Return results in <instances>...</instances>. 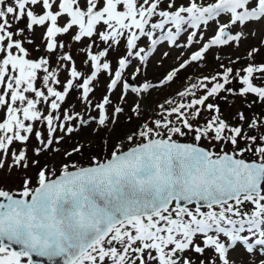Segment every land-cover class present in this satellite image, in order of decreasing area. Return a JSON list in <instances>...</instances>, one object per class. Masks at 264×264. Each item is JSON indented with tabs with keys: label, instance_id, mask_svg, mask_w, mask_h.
Returning <instances> with one entry per match:
<instances>
[{
	"label": "snow or ice",
	"instance_id": "snow-or-ice-1",
	"mask_svg": "<svg viewBox=\"0 0 264 264\" xmlns=\"http://www.w3.org/2000/svg\"><path fill=\"white\" fill-rule=\"evenodd\" d=\"M250 26L264 0H0V173L18 180L0 185V264H264V63L221 61L154 116L140 102ZM165 44L196 50L153 82ZM230 99L242 107L226 116ZM121 116L141 123L86 164L71 159L79 144L59 167L41 159Z\"/></svg>",
	"mask_w": 264,
	"mask_h": 264
},
{
	"label": "rangeland",
	"instance_id": "rangeland-1",
	"mask_svg": "<svg viewBox=\"0 0 264 264\" xmlns=\"http://www.w3.org/2000/svg\"><path fill=\"white\" fill-rule=\"evenodd\" d=\"M254 28L255 35H248L245 39H243L238 47H224V48H213L208 54L207 59L205 61L199 63H193L191 66L187 67L180 71L178 77L175 79L174 83H171L167 87H163L151 92L150 95H146L140 102L145 110V117L154 116L155 112L158 111L157 105L163 104L166 99H179L176 96L178 91L183 90L189 83L195 82L197 78L202 76H211L216 72L221 71L219 65L221 61H223L226 66L234 67L236 69H241L247 66L249 63H264V45H261V40H264V26H250ZM42 29H37L36 43H40ZM211 34V33H209ZM62 40H66L67 36L61 37ZM184 41L182 40L181 43ZM85 44L88 43L87 40L84 41ZM27 46V45H26ZM83 45L72 42L69 46L70 51L74 54L77 52L79 47ZM259 48V54L256 55L255 60H251L248 58V52L252 48ZM159 52L154 55L151 59V63L146 66L147 78L153 82L159 80L167 71L171 68L178 66L180 60L177 57H180L181 51H184L185 57L190 54V51L196 50L195 47L187 50V49H175L169 48L166 44L161 47L158 46ZM164 51H168L170 53L169 58L163 59L162 64H158L157 61L161 60V53ZM43 53L33 52V58H37L39 55ZM219 56L221 59H216ZM237 58L239 60L237 61ZM83 60V57H79L77 63ZM237 61L234 65L229 63V61ZM66 73H62L60 75V79L63 80L65 78ZM143 79V77H142ZM233 87L238 88L239 84H234ZM101 96V91L97 90L95 99H99ZM136 98L133 96L128 97V106H131ZM253 99L251 96L249 100ZM239 103L236 102L235 104ZM72 104L77 107L79 110V103L76 99V95L74 94L72 97ZM233 102L229 101V103H222V106L225 105V110L227 111ZM238 105V104H237ZM261 109L264 110V105H259ZM225 112V111H224ZM95 113H93L94 115ZM2 115V113H0ZM126 115H131V113H126ZM209 117V114L205 112L201 119H206ZM141 120H137L135 117L131 122L126 121L125 116L120 117V121L115 125V130L112 131V126L109 125V130H100L94 131L95 125L92 126H83L82 128H77L76 132L73 134L66 136L62 145H60L59 153H47L45 157H42V160H45L49 163V166H57L63 162H66V159L63 156V152L65 150L70 151L77 144L84 146V152H95L98 153L102 148H105L106 145L115 144L118 140L123 139L129 132H131ZM41 127H43L41 125ZM60 135V133H57ZM79 155L74 154L71 159L77 161L81 164H86L87 161L82 160L78 161L75 159ZM35 170L32 169L29 171V175L34 177ZM0 185L16 188L18 187V180H13L12 178H6L4 173H0Z\"/></svg>",
	"mask_w": 264,
	"mask_h": 264
},
{
	"label": "trees",
	"instance_id": "trees-1",
	"mask_svg": "<svg viewBox=\"0 0 264 264\" xmlns=\"http://www.w3.org/2000/svg\"><path fill=\"white\" fill-rule=\"evenodd\" d=\"M237 102H238V101H237ZM222 103H223V102H220V105H221V108L223 109V111H225L224 113H225L226 116H229L231 113H234L235 111H237L238 108L242 107V105H241L240 103H237L238 105L235 104V103H233V104L230 106V108L226 111V110H225V105L222 106ZM262 111H264V110L261 109L259 105L254 106V108H253V110H252L253 113H260V112H262ZM249 114L251 115L252 113H249ZM93 153H95V152H88V151H86L85 153H83V155H79V156L75 157V159L78 160V161L85 160V161L88 162L89 157H90Z\"/></svg>",
	"mask_w": 264,
	"mask_h": 264
}]
</instances>
